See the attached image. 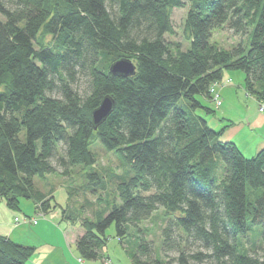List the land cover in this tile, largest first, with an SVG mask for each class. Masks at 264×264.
I'll use <instances>...</instances> for the list:
<instances>
[{"label":"trees","instance_id":"16d2710c","mask_svg":"<svg viewBox=\"0 0 264 264\" xmlns=\"http://www.w3.org/2000/svg\"><path fill=\"white\" fill-rule=\"evenodd\" d=\"M185 1L0 0V198L18 208L20 197H30L49 211L53 194L38 188L35 176L56 170L60 142L65 174L96 163L95 140L117 150L131 172L117 184L122 201L103 216L62 208L85 228L76 240L82 257L99 256L111 224L121 239L129 222L139 226L162 206L163 250L177 249V264H264V143L245 156L223 137L226 126L209 123L215 108L203 100L212 99L211 84L225 68L244 70L247 91L264 99V0H188L189 45L174 50L165 34L175 31L172 11ZM224 26L248 34L249 44L226 48L212 40ZM121 56L134 59V74L110 72ZM77 65L89 66L83 92L70 82ZM58 88L61 96L49 93ZM106 93L115 106L94 128L92 110ZM86 175L84 188H101L98 171ZM256 224L262 244L241 251L240 237ZM175 230L186 245L202 248L185 250ZM35 247L0 234V264H25ZM129 253L135 264L166 263L144 237Z\"/></svg>","mask_w":264,"mask_h":264},{"label":"rangeland","instance_id":"374dc122","mask_svg":"<svg viewBox=\"0 0 264 264\" xmlns=\"http://www.w3.org/2000/svg\"><path fill=\"white\" fill-rule=\"evenodd\" d=\"M188 8V0L185 1L183 6L173 8L172 21L175 31L173 33H166L165 37L174 50L176 48V43H179L180 47L183 49L189 45L188 40L183 34V27ZM211 39L226 48H230L240 41L246 46L249 44L248 34L237 33L228 26L216 28L213 31ZM89 76L88 65H77L75 79L72 80L70 78V82L76 89L83 92L87 87ZM244 77L245 71L240 68L224 69L223 76L217 85L218 89L220 83L225 84L227 82L226 85L220 87V91L218 89L222 99L221 104L217 105L212 99H204L206 103L215 108L212 114H207V118L211 120V122L215 120L213 119L214 117L221 118L225 108L232 111V116L235 117V123L243 118L245 121H248L244 117L246 112H258L259 105L264 102V99L258 98L253 93L247 91ZM49 93L53 96H61L59 88L54 89ZM227 119L224 118L225 121ZM225 121H223V124ZM226 126L230 127L231 125L227 124ZM243 130L244 131L241 133L244 135L250 133L248 127H245ZM20 135L24 138V131H21ZM250 143L251 142L248 141L242 142L241 140H239V144L237 143L239 148H241V151L247 157L253 155V152H251L247 146ZM91 148L96 156V163L94 165L71 166L69 167L70 172L65 174L62 172L64 166L60 164L58 158L59 156L65 155L66 149L65 144L60 142L56 154L53 157L56 170L42 177L38 175L35 176V185L43 191L47 193L51 191L53 194V197L51 195V203L53 205L51 210L45 212L36 208L34 200L30 197H20L19 207L12 208L8 206L5 199L1 197L0 216H10L12 222H14V216H20L21 218H24L25 216H35L37 219L52 220L53 224L47 231L48 233L41 234L39 237L40 240H37L40 243V250H44L45 252L48 250L51 251V253L48 252L49 256L42 262V264H105L104 258L101 261V255L103 253L110 255L121 264H135L129 252L136 247L140 241V237H144L152 242L154 252L166 261L165 264H177V259H174L178 255L177 249H171L167 252H164L163 250L164 235L162 230L167 223V219L162 212V206L154 211L150 217L143 219L139 223V226L129 222L128 231L126 235L121 238L122 240L116 235L115 224L113 223L108 226L106 229L108 239L106 243L102 245L100 254L97 258L89 259L82 257L76 242H64L62 234L57 230L64 229L70 219L69 217H62L64 216L62 208L67 209L68 214H71L72 216H88L93 219H96L98 216H103L114 203H120L122 201L117 184L120 180H126L131 175V172L128 170L121 154L117 150H108L104 148L98 140H95L91 144ZM217 159L218 167L216 173L222 175L224 173L225 162L220 156H217ZM92 170L98 171L103 180L101 188H97L95 191L84 188V183L90 179V177L86 175V172ZM91 185L97 186L95 184ZM70 189L73 193L71 195L68 193V190ZM250 189L251 188L248 187L247 193L248 197L251 199L253 195L251 194ZM19 223H21L20 226L32 227L35 225H26L27 223H24L23 221ZM76 225L79 226L80 224L78 223ZM76 227H74L75 230H77ZM177 230H175L176 233L174 236L176 239L182 241L181 245L185 250L202 248L200 243L196 241H191L190 245H186L187 243L184 242L186 236H179ZM240 240L241 251L250 252L251 249H257L258 246L262 244V226L260 224L254 225L245 237H240ZM32 254L26 259L27 264L36 262V260L33 259L34 255ZM148 264H152V262ZM201 264L210 263L208 261H203Z\"/></svg>","mask_w":264,"mask_h":264},{"label":"crops","instance_id":"0c3cea01","mask_svg":"<svg viewBox=\"0 0 264 264\" xmlns=\"http://www.w3.org/2000/svg\"><path fill=\"white\" fill-rule=\"evenodd\" d=\"M244 79H245V77H244ZM226 83L225 84L224 83L219 84V88H218L219 91H220V87H223L224 85H226ZM204 102H205V100H204ZM206 104H208V103H206ZM231 105H232V103H231ZM207 116L208 115H206V117ZM244 117L248 121H245V119L243 118V119H240L238 122L236 121V123H235L234 122L235 117L232 116V111L225 108L223 110L221 118L214 117L213 119H215V120L212 122L208 118L207 119L209 120V123L216 128L230 124L231 125L230 127L229 126L225 127V130L223 132V137H225L226 139H231V140L235 141L236 144L237 143L239 144V140H241L242 142L243 141L244 142L245 141L251 142L247 146H248V149L251 150V152H253V154H255L256 151L259 149V147L264 143V113L260 112L259 110L256 113L246 112ZM224 118H226V119L228 118L227 119L228 121L227 120L225 121ZM223 121H225L224 124H223ZM245 127H248L250 133L244 135L241 132L244 131L243 129ZM51 209H52V207H51ZM63 215H64V213H63ZM15 217L16 216H14V222H12V218L10 216H0V234L9 236L12 239L16 240L17 242H20L23 244L35 245L36 247H35V250H34L32 255H34L33 259H35L36 262H32L31 264H42V262L49 256L48 252L51 253V251L48 250L45 252L44 250H40V248H39L40 243L37 240H40L39 237L41 236V234L48 233L47 231L50 229V226L53 224L52 220L51 219H45V220L44 219H37L36 222L30 221V220H28V221L21 220L24 223H27L26 225L35 224L34 226L29 227V226H20L21 223H19V222H21V221L16 222ZM31 217H35V216H31ZM62 217H66V216L64 215ZM76 224H78V223H73V222L69 221V223H67V226H65L64 229L57 230L62 234L64 242H69V241L76 242L77 237L85 231V228L81 224L79 226H77ZM74 227H76L77 230H75ZM120 240H122V239H120ZM128 251H129V249H128ZM61 252H62V250H61ZM107 256L111 257L110 255L103 253L101 255V261L103 260L104 257H107ZM112 259H114V258H112ZM114 260H116V259H114ZM116 261H118V260H116ZM25 264H27V263L25 262ZM88 264H92V263H88Z\"/></svg>","mask_w":264,"mask_h":264},{"label":"water","instance_id":"95a60500","mask_svg":"<svg viewBox=\"0 0 264 264\" xmlns=\"http://www.w3.org/2000/svg\"><path fill=\"white\" fill-rule=\"evenodd\" d=\"M109 70L116 75H132L136 72V63L134 59L129 56H121L110 63ZM114 106L115 98L110 93L104 94L99 104L92 110L94 128H97L98 125L107 118Z\"/></svg>","mask_w":264,"mask_h":264},{"label":"built area","instance_id":"2783aa9c","mask_svg":"<svg viewBox=\"0 0 264 264\" xmlns=\"http://www.w3.org/2000/svg\"><path fill=\"white\" fill-rule=\"evenodd\" d=\"M218 82L219 81L213 82L211 84V87H210V92H211V95H212V100H214L217 105L221 104V102H222V99L220 97V93H219V91L217 89ZM259 110L262 111V112H264V102L260 103ZM15 220H16V222H19L21 220H23V221L30 220V221L36 222L37 221V218L36 217H31V216H25L24 218H21L20 216H16L15 217ZM104 262H105V264H120L118 261L112 259L109 256L104 257Z\"/></svg>","mask_w":264,"mask_h":264}]
</instances>
